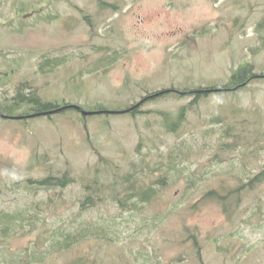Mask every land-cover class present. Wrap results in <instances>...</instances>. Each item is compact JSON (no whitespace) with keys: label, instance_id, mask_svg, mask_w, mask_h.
I'll return each mask as SVG.
<instances>
[{"label":"rangeland","instance_id":"obj_1","mask_svg":"<svg viewBox=\"0 0 264 264\" xmlns=\"http://www.w3.org/2000/svg\"><path fill=\"white\" fill-rule=\"evenodd\" d=\"M263 18L264 0H0V60L11 80L0 99L12 97L15 85L26 82V92L37 88L36 95L44 100H65L88 112L99 101L111 112L90 115L86 127L74 109L26 121L0 118V213L21 211L24 218L18 222L22 227L0 243V264L33 249L45 251V234L56 222L67 223L78 209L79 183L61 191L32 192L21 180L66 168L82 179L99 167L106 183H113L131 169V162L145 161L147 183L160 175L171 151L181 153L182 174L141 215L118 218L121 237L130 240L126 247L90 240L49 254L41 264H65L79 255L96 256L98 264H140L146 256L145 264H152L155 254L161 264H264V183L244 191L229 217L208 201L196 211H172L151 233L152 220H143L169 210L182 195L188 173L208 171L205 188L221 179L233 186L241 168L254 173L264 165V78L197 102L193 96L171 93L145 99L144 112L136 116L112 113L148 92L225 81L240 63L252 62L255 71H264V48L250 51L264 35L263 27L257 30ZM45 53L48 62L39 64ZM41 64L46 73L38 71ZM228 126L241 136L239 145L235 151L220 152L225 160L213 159L220 150L219 129ZM211 127L218 129L208 132ZM92 147L117 167L97 164ZM36 151L49 161L36 163ZM203 189L199 183L197 194ZM33 212L34 223L29 225L25 219ZM115 212L106 200L83 217L109 218ZM183 223L198 236L202 263L190 256V247L178 243ZM181 253L188 257L177 260Z\"/></svg>","mask_w":264,"mask_h":264},{"label":"trees","instance_id":"obj_2","mask_svg":"<svg viewBox=\"0 0 264 264\" xmlns=\"http://www.w3.org/2000/svg\"><path fill=\"white\" fill-rule=\"evenodd\" d=\"M261 27L264 29V18L257 23V30ZM258 45L251 47L250 51L252 54L257 53L259 50L264 48V35L258 37ZM113 52H117L113 50ZM40 63L46 64L48 59H46V53L40 56ZM58 65V63L56 64ZM40 70H44L43 64L40 66ZM264 78V71L257 72L255 71V66L252 62H244L238 64L236 67H232L231 73L228 76V79L222 82H215L209 85H200L197 87H187V88H165L158 91H153L148 93L147 96L141 98L139 101H134L132 104H127L124 107L123 113H129L132 116L143 113L141 110V104L143 101L148 98H157L160 96L169 95L171 93H176L178 96H188L192 95V102H197L199 99L208 97L212 92H227V91H238L248 87L255 79ZM217 89V91H211V89ZM33 102V103H32ZM66 105V106H65ZM69 102H58V101H46L42 99L39 95H36L35 92L30 93H21L19 92L18 96L12 98V100H7L6 103L0 105L2 111L7 114H15V111L18 109L22 110L18 114H29L31 112H42V111H51L53 109L59 110L55 112L48 113L49 117L57 113H63L67 109H72ZM189 104L182 106L181 110L184 111ZM64 106V107H63ZM90 110L102 111V113H108L107 108L101 102L97 104ZM89 116H81L79 114L78 120L83 122V126L86 127L85 120ZM221 121V119L219 120ZM215 129H218L215 127ZM212 127L207 130L208 132L214 131ZM216 131V130H215ZM220 132V144L219 152H216L213 159H219L220 161L225 160L221 157V153L225 149L229 151H235L239 145V140L241 136L233 135V127H222L219 129ZM233 135L234 139L232 143L228 142V137ZM93 151L97 150L92 147ZM226 151V150H225ZM97 154L96 163L101 166L103 164L105 167L114 169L117 166H114L112 159L105 157L99 153V151H94ZM181 153H174L171 151L168 155L167 162L163 163L164 168L161 169L159 176L155 178H149L148 182H145V177H149V174L144 175L143 169L148 167V163L141 161L140 163H130L131 169L126 170L121 175H118V179L113 183H106L105 178L100 176L101 169L95 167L91 176L83 177L78 179L75 175L71 173V168H66L63 171H52L48 176L41 177L38 179L28 178L23 179L20 182L23 183V187L29 189L32 192H36L39 189H59L60 191L70 186L73 183H79L81 187V194L77 198V212L76 214L69 218L68 222L55 223L52 227L50 233L45 234L44 240L47 242V248L45 251H36L32 250L31 253H28L27 256H10L7 258V264H41L44 261V257L52 253H61L65 251H70L75 247L83 244L84 242L90 240H99L107 243V246L118 245L121 247H126V244L130 243L128 236L121 237L122 231H119V222L118 218H124L127 220V217H134L142 214L143 208L149 206L154 199L159 197V192L170 185L173 182H176L180 175L182 174L183 168H179L178 165L181 163L179 155ZM40 153L35 152V157L39 160ZM47 159L46 155L41 156ZM184 157V154L182 155ZM45 159V158H44ZM48 161V160H47ZM40 164V163H39ZM140 164V165H139ZM150 169V168H149ZM152 171V169H150ZM207 173L208 171H202L200 176L194 174H186L187 184L183 189L182 195L177 201H174L173 205L169 207V210L164 213L153 214L150 218H143V220L150 219L152 220L151 226L148 229V233L154 231L160 223L164 220L172 211L182 208V210L196 211L199 206L208 201L216 202L228 217L235 210V206L241 199L242 193L250 192L256 189L259 185L264 183V165L256 172L251 173L243 167L240 170L239 175L236 178L235 184L233 186H228L224 179H221L220 183L217 186H210L205 188L207 183ZM18 183V182H17ZM115 183V184H114ZM202 183L204 189L202 193L197 194L196 187L198 184ZM108 195H106V191ZM197 197V198H196ZM196 198V199H195ZM110 200L116 209L114 216L109 218L104 217L103 215L98 216L96 219H86L84 214L91 208H95L101 205L104 201ZM185 205L184 208V204ZM36 213H29L25 220L27 224L34 223V215ZM126 214V215H125ZM21 211L14 212H1L0 213V243H5L7 237L14 233L15 227H22L20 220L24 218L21 217ZM122 218V219H123ZM132 219V218H131ZM124 220V221H125ZM133 220V219H132ZM15 221V222H14ZM66 221V220H65ZM19 226V227H18ZM180 239L178 243L185 245L191 248V255L198 259L201 263L203 262L201 244L198 240V236L193 228L187 226L183 223L180 230ZM132 240V237H131ZM217 242V238H214ZM120 244V245H119ZM218 249H221L220 245L216 244ZM131 252V248L129 250ZM138 253H142L138 251ZM187 258V254L181 253L176 258L177 260H182ZM145 260L148 262L149 258L145 256V259L140 264H145ZM99 259L94 256L89 259L87 255H79L74 260L67 262L65 264H98ZM152 264H161L157 260V255L155 254V260Z\"/></svg>","mask_w":264,"mask_h":264},{"label":"flooded vegetation","instance_id":"obj_3","mask_svg":"<svg viewBox=\"0 0 264 264\" xmlns=\"http://www.w3.org/2000/svg\"><path fill=\"white\" fill-rule=\"evenodd\" d=\"M2 60H0V91L1 92H5L6 90L2 89L4 87V84L7 82H11V80H8L6 77V72L2 71V67H4V65L1 63ZM20 90V83H18L17 85H15L14 88V92L17 93ZM5 98L3 100H6L8 98V96H4ZM2 100V98L0 99ZM1 111H0V117H1Z\"/></svg>","mask_w":264,"mask_h":264},{"label":"water","instance_id":"obj_4","mask_svg":"<svg viewBox=\"0 0 264 264\" xmlns=\"http://www.w3.org/2000/svg\"><path fill=\"white\" fill-rule=\"evenodd\" d=\"M80 112H81L83 115L89 114V112H86V111L81 110V109H80ZM15 118H18V117H15Z\"/></svg>","mask_w":264,"mask_h":264}]
</instances>
